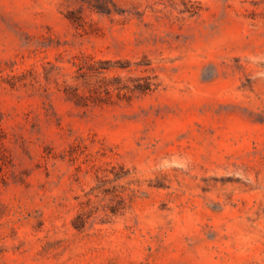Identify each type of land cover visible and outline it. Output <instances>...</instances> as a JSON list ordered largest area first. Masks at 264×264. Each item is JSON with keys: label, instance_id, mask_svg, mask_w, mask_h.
I'll return each mask as SVG.
<instances>
[{"label": "rangeland", "instance_id": "obj_1", "mask_svg": "<svg viewBox=\"0 0 264 264\" xmlns=\"http://www.w3.org/2000/svg\"><path fill=\"white\" fill-rule=\"evenodd\" d=\"M0 154V264H264V0H0Z\"/></svg>", "mask_w": 264, "mask_h": 264}, {"label": "trees", "instance_id": "obj_2", "mask_svg": "<svg viewBox=\"0 0 264 264\" xmlns=\"http://www.w3.org/2000/svg\"><path fill=\"white\" fill-rule=\"evenodd\" d=\"M145 89V88H142ZM3 156L0 154V178L3 177V172H2V166L4 164V162L2 161Z\"/></svg>", "mask_w": 264, "mask_h": 264}]
</instances>
